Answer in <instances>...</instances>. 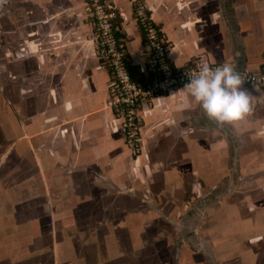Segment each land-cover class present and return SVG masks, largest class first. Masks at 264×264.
I'll return each mask as SVG.
<instances>
[{
	"label": "crops",
	"instance_id": "crops-1",
	"mask_svg": "<svg viewBox=\"0 0 264 264\" xmlns=\"http://www.w3.org/2000/svg\"><path fill=\"white\" fill-rule=\"evenodd\" d=\"M127 66L147 47L128 0ZM169 57L220 64L141 107L140 150L106 105L83 0H0V264H264V0H145Z\"/></svg>",
	"mask_w": 264,
	"mask_h": 264
},
{
	"label": "built area",
	"instance_id": "built-area-1",
	"mask_svg": "<svg viewBox=\"0 0 264 264\" xmlns=\"http://www.w3.org/2000/svg\"><path fill=\"white\" fill-rule=\"evenodd\" d=\"M86 20L92 24L95 55L109 73L106 105L119 121L126 146L136 155L140 150L141 107L160 95L198 80L220 81L229 70L198 57L184 67H177L169 57L165 34L154 22L145 0H128L147 47L146 78L136 80L127 66L125 42L117 36V12L103 0H83ZM246 83L264 92V67L242 74Z\"/></svg>",
	"mask_w": 264,
	"mask_h": 264
},
{
	"label": "rangeland",
	"instance_id": "rangeland-1",
	"mask_svg": "<svg viewBox=\"0 0 264 264\" xmlns=\"http://www.w3.org/2000/svg\"><path fill=\"white\" fill-rule=\"evenodd\" d=\"M0 263L2 262L0 261ZM20 264H27V263L25 261H21Z\"/></svg>",
	"mask_w": 264,
	"mask_h": 264
}]
</instances>
